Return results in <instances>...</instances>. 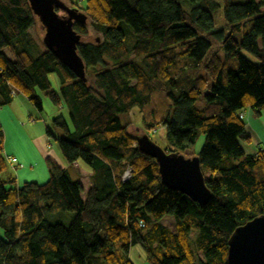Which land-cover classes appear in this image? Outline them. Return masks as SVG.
I'll return each mask as SVG.
<instances>
[{
	"label": "trees",
	"instance_id": "1",
	"mask_svg": "<svg viewBox=\"0 0 264 264\" xmlns=\"http://www.w3.org/2000/svg\"><path fill=\"white\" fill-rule=\"evenodd\" d=\"M63 1L88 17L74 23L87 80L34 36L28 0H0V107L22 92L41 109V90L66 109L53 119L58 147L69 165L89 167L92 186L83 198L82 182L52 157L45 182L16 185L0 123V264H134L133 243L151 264H228L232 232L264 214V148L245 150L239 115L264 109V0ZM89 26L94 41L83 40ZM155 89L169 100L168 151L205 136L194 153L212 194L205 205L162 183L121 120ZM67 212L68 223L54 219ZM169 215L174 230L161 223Z\"/></svg>",
	"mask_w": 264,
	"mask_h": 264
},
{
	"label": "rangeland",
	"instance_id": "2",
	"mask_svg": "<svg viewBox=\"0 0 264 264\" xmlns=\"http://www.w3.org/2000/svg\"><path fill=\"white\" fill-rule=\"evenodd\" d=\"M83 6V3H80L79 7L82 8ZM59 13L63 12L59 11ZM126 28L128 29V26ZM32 33L43 43L42 37L44 30L38 19L32 28ZM98 35L89 26V32L84 35L83 40L94 41ZM220 56H224L222 51L220 52ZM50 80L53 88H58L59 83L56 75L51 74ZM38 93L42 101L41 109L22 92L16 95L13 103L0 107V123L5 133L4 145L6 146L4 147L8 155L17 158V163H11L9 161L8 170V173L16 176V185H20L24 181L45 182L48 179L49 173L46 160L47 156L44 152L46 151L49 155L55 157V152H59L60 150L57 139L62 137L63 131L54 124L53 119L60 113L66 115V109L55 106L43 91L39 90ZM168 103L169 100L165 93L155 89L152 100L147 105L143 107L135 106L129 112L121 114L120 117L122 122L128 126L129 131L135 135H140L148 131L153 141L163 149L168 150L173 147L169 144L166 138V129L160 122L161 117L166 113ZM203 104L204 98L201 96L197 100L196 106L201 108ZM244 114V121L246 124L250 123L252 129L258 135L257 137L261 142V146H264V109L260 114H255L250 108H245ZM204 140L205 136L200 133L195 144L183 150L182 153L186 157H192L194 153L200 151ZM243 143L245 148H248L254 142L251 139L250 142L244 140ZM80 163L86 165L83 161H80ZM129 170L131 172V169ZM86 181L83 182L85 187H87ZM83 194L85 195V192ZM71 214L73 213L67 212L62 215H55L54 219L68 223L72 219ZM173 220L174 216L169 215L162 218L161 223L169 225L168 223ZM154 224L155 221H148L143 232H147ZM129 257L134 264H151L146 259L143 246L139 243H133L131 245Z\"/></svg>",
	"mask_w": 264,
	"mask_h": 264
},
{
	"label": "water",
	"instance_id": "3",
	"mask_svg": "<svg viewBox=\"0 0 264 264\" xmlns=\"http://www.w3.org/2000/svg\"><path fill=\"white\" fill-rule=\"evenodd\" d=\"M28 1L44 30L45 47L86 81L85 63L78 52L82 35L74 29L75 22H88L86 13L63 0ZM135 139L139 150L156 160L163 184L185 193L201 205L209 201L212 194L205 183L198 155L186 157L180 151L165 150L146 132L135 135ZM227 263L264 264V214L235 228L228 239Z\"/></svg>",
	"mask_w": 264,
	"mask_h": 264
},
{
	"label": "crops",
	"instance_id": "4",
	"mask_svg": "<svg viewBox=\"0 0 264 264\" xmlns=\"http://www.w3.org/2000/svg\"><path fill=\"white\" fill-rule=\"evenodd\" d=\"M18 93L15 94L14 99H13V101L11 103H13L15 101V97H16V95ZM243 118L245 119V114H244V117ZM246 129H247V131H248L249 135L251 136V139H252V141L254 143L250 147L245 148V146L243 145L244 143L242 142V145L245 148V150L248 153H254V152H256V150H257L258 147L264 148V146H261V144H260L261 142L259 141V139L257 137L258 135L252 129L250 123L249 124H246ZM3 132H4V129H3ZM4 137H5V133H4ZM4 144H5V142H4ZM4 146H6V145H4ZM4 153L6 155H8L5 147H4ZM44 154L47 157H52L60 166H62L64 168H68L74 178H77L78 177V179L82 182V184H83V186L85 188V191L84 192H86L92 186V182H91V180L89 178V175H90L91 171H90V169H89V167L87 165L81 164L80 163V160H77L72 165H69L68 162L63 157V155H62V153H61L60 150H59V152H55V154H56L55 157L56 158L53 157V156H51V155H49V153H47L46 151L44 152ZM85 180H87L86 181L87 182L86 183L87 184V187H85V185L83 183ZM88 181H90V182H88ZM83 193H82V197L84 198L85 195ZM168 224L169 225H165V224H163V225L167 226L171 230H174V220L173 221H170Z\"/></svg>",
	"mask_w": 264,
	"mask_h": 264
},
{
	"label": "built area",
	"instance_id": "5",
	"mask_svg": "<svg viewBox=\"0 0 264 264\" xmlns=\"http://www.w3.org/2000/svg\"><path fill=\"white\" fill-rule=\"evenodd\" d=\"M13 94H15V90L12 91ZM240 117L243 118L244 117V111H241L239 113ZM7 159L11 162V163H16L17 162V158L15 156H11V155H8L7 156ZM130 170H127L124 174V179H127L129 176H130Z\"/></svg>",
	"mask_w": 264,
	"mask_h": 264
},
{
	"label": "bare ground",
	"instance_id": "6",
	"mask_svg": "<svg viewBox=\"0 0 264 264\" xmlns=\"http://www.w3.org/2000/svg\"><path fill=\"white\" fill-rule=\"evenodd\" d=\"M150 136V135H149Z\"/></svg>",
	"mask_w": 264,
	"mask_h": 264
}]
</instances>
